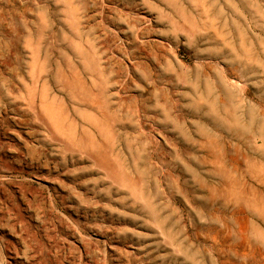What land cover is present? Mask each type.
Here are the masks:
<instances>
[{"label":"rangeland","instance_id":"374dc122","mask_svg":"<svg viewBox=\"0 0 264 264\" xmlns=\"http://www.w3.org/2000/svg\"><path fill=\"white\" fill-rule=\"evenodd\" d=\"M0 52V264H264V0H0Z\"/></svg>","mask_w":264,"mask_h":264},{"label":"bare ground","instance_id":"6f19581e","mask_svg":"<svg viewBox=\"0 0 264 264\" xmlns=\"http://www.w3.org/2000/svg\"><path fill=\"white\" fill-rule=\"evenodd\" d=\"M204 16H205V15H204ZM3 45H5V44H3ZM244 51H245V50H244ZM230 53H231V51H230ZM232 53H233V52H232ZM246 53H247V52H246ZM236 54H237V53H236ZM0 55L3 56V55L1 54V52H0ZM1 56H0V61H1ZM233 56H235V55H233ZM233 56H232V57H233ZM245 56H246V55H245ZM233 58H234V57H233ZM233 58H231V59H229V60H233ZM2 59H3V58H2ZM8 59H9V58H8ZM234 59H236V57H235ZM248 59H249V58H248ZM242 60H243V59H242ZM2 61H3V60H2ZM6 61H7V60H6ZM244 61H245V60H243L242 62H244ZM246 61H247V60H246ZM229 62H230V61H229ZM1 63H3V62H1ZM4 63H5V62H4ZM245 63H246V66H247V65H248L247 62H244V64H245ZM232 64H235V62L232 63ZM6 66H7V65H6ZM8 67H9V66H8ZM90 67H91V66H90ZM231 67H232V66H231ZM247 67H248V66H247ZM235 68H236V66H235ZM94 69H95V68H94ZM94 69H93V70H94ZM13 70H14V69H13ZM94 71H95V70H94ZM246 71H247V70H246ZM12 72H13V71H12ZM247 72H248V71H247ZM236 73H237V72H236ZM236 73H235V74H236ZM245 73H246V72H245ZM12 74L14 75V73H12ZM15 74H16V73H15ZM34 74H35V73H34ZM34 74H33V75H34ZM239 74H240V73H239ZM31 75H32V73H31ZM39 75H40V74H39ZM39 75H37V76H39ZM240 75H241V74H240ZM246 75H247V74H246ZM15 77H16V76H15ZM30 77H31V76H30ZM39 77H40V76H39ZM35 78H36V77H35ZM11 79L14 80L13 77H12ZM17 80H18V77H17ZM32 80H33V79H32V77H31V81H32ZM34 80H35V79H34ZM9 81H10V80H9ZM37 81H39V80H35V84H37V83H36ZM11 82H12V80H11ZM13 82H14V81H13ZM19 82H21V81H19ZM6 83H7V82H6ZM6 83H5V84H6ZM14 84H15V83H14ZM14 84H10V85H13V86H14ZM23 84H24V83H23ZM32 84H33V83H32ZM21 85H22V84H21ZM1 86H2V84H1ZM6 86H7V85H6ZM6 86H5V87H6ZM34 86H35V85H34ZM12 88H13V87H12ZM15 88H16V85H15ZM35 88H36V87H35ZM16 89H17V88H16ZM16 89H15V90H16ZM31 89H32V88H31ZM36 89H37V88H36ZM7 90H8V89H7ZM15 90H14V91H15ZM8 92H10V93L12 94V91H11V90H8ZM29 92H30V91H29ZM33 92H34V91H33ZM33 92L28 93V96L30 97V99L26 102L25 105H23V106L26 107V108H23V110H24V109H25L26 111H27V110H35V108L33 107V106H35V105H34V102H33L32 99L35 97L34 95H36V94L33 95ZM243 93H244V92H243ZM245 93H246V92H245ZM11 94H10V95H11ZM245 95H246V94H245ZM0 96H1V91H0ZM15 100H16V99H15ZM15 100H14V101H15ZM34 100H35V99H34ZM23 103H24V101H23ZM18 104H20V103H18ZM16 107H17V106H16ZM18 107H21V106H18ZM0 109H2L4 112L7 111L8 109H10V110H12L14 113H16L17 110H19L20 108H14V109H13V108H11V106L9 105V103H8V104H6V103L3 104V103L1 102V99H0ZM20 110H22V109H20ZM12 111H11V112H12ZM24 112H25V111H24ZM24 112H22V113H24ZM32 112H33V111H32ZM18 113H19V112H18ZM36 113H37V112H36ZM19 115H20V113H19ZM20 116H21V115H20ZM23 116H24V115H23ZM36 116H37V115H36ZM41 117H42V116H41ZM38 119H41V118H38ZM48 120H49V119H48ZM49 121H50V120H49ZM20 122H21V121H20ZM24 122H25V120H24ZM50 123H51V121H50ZM18 124H19V123H18ZM20 124H21V123H20ZM51 124H52V123H51ZM26 150H27V149H26ZM27 151H28V150H27ZM29 153H30V152H29ZM32 154H33V153H32ZM29 156H30V155H29ZM29 156H28V157H29ZM32 156H34V155H32ZM31 159H32V158H31ZM31 161H32V160H31ZM222 162H223V161H222Z\"/></svg>","mask_w":264,"mask_h":264}]
</instances>
